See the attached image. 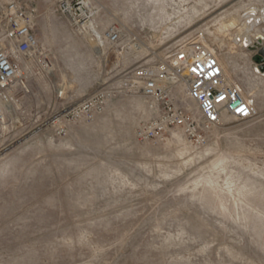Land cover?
I'll use <instances>...</instances> for the list:
<instances>
[{"label":"rangeland","instance_id":"obj_1","mask_svg":"<svg viewBox=\"0 0 264 264\" xmlns=\"http://www.w3.org/2000/svg\"><path fill=\"white\" fill-rule=\"evenodd\" d=\"M13 1L35 10L38 48L0 119V264H264V21H237L264 0H83L101 45L66 0ZM198 30L255 112L203 129L183 92L200 137L147 136L163 113L130 74ZM98 89L93 121L64 116Z\"/></svg>","mask_w":264,"mask_h":264},{"label":"built area","instance_id":"obj_2","mask_svg":"<svg viewBox=\"0 0 264 264\" xmlns=\"http://www.w3.org/2000/svg\"><path fill=\"white\" fill-rule=\"evenodd\" d=\"M56 11L68 18L73 30L101 45L105 36L93 25L85 1H61ZM34 12L13 0L0 1V119L24 86L23 64L38 48L33 30ZM106 36L115 40L117 34L109 32ZM129 83L147 103L160 107L163 113V119L147 136L163 135L167 130L181 127L200 137L194 126L196 121L183 103V92L197 104L203 129L219 125L224 115L248 119L255 112L252 100L237 86L226 82L224 68L203 30L179 41L161 60L134 68ZM107 94L105 89L96 90L64 116L93 121L104 110Z\"/></svg>","mask_w":264,"mask_h":264},{"label":"bare ground","instance_id":"obj_3","mask_svg":"<svg viewBox=\"0 0 264 264\" xmlns=\"http://www.w3.org/2000/svg\"><path fill=\"white\" fill-rule=\"evenodd\" d=\"M253 10L254 9H252L250 11L248 10L247 12H245L244 14H242L241 17L237 18V21H239V20H241L243 18L246 22L249 23L248 25H245L244 26V28H245V31L244 32H247L248 33V31L250 30L251 26H253L257 22H259V21H257L258 19L264 21V9L262 10V13H261V16L260 17H258L257 15L255 16L254 15L255 13H253ZM244 38L245 39H248V34H243L242 35L241 42L243 44H245L244 42L246 41ZM98 51L100 52V50H98ZM257 69L259 71H261L262 69H264V64H261V65L257 66Z\"/></svg>","mask_w":264,"mask_h":264},{"label":"water","instance_id":"obj_4","mask_svg":"<svg viewBox=\"0 0 264 264\" xmlns=\"http://www.w3.org/2000/svg\"><path fill=\"white\" fill-rule=\"evenodd\" d=\"M261 53H262V54H263V56H264V51H262Z\"/></svg>","mask_w":264,"mask_h":264}]
</instances>
